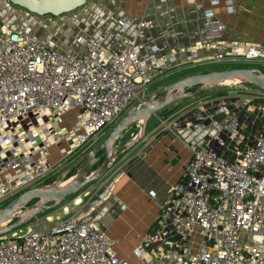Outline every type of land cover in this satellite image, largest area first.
Masks as SVG:
<instances>
[{"label": "built area", "instance_id": "2783aa9c", "mask_svg": "<svg viewBox=\"0 0 264 264\" xmlns=\"http://www.w3.org/2000/svg\"><path fill=\"white\" fill-rule=\"evenodd\" d=\"M217 4L211 0L203 12L204 41L189 49L193 58L225 30L214 16ZM33 16L22 28L0 20V202L104 135L176 62L174 52L141 58L149 27L143 17L117 21L133 33L115 50L78 37L77 49L63 51L24 30ZM213 60L264 62V46L234 41ZM214 112L222 121L202 144L188 147L183 182L169 189L132 249L135 264H264V96L219 94L198 102L192 117L202 122ZM54 146L60 158L52 162ZM118 242L78 215L47 216L0 236V264H132L118 255Z\"/></svg>", "mask_w": 264, "mask_h": 264}, {"label": "crops", "instance_id": "0c3cea01", "mask_svg": "<svg viewBox=\"0 0 264 264\" xmlns=\"http://www.w3.org/2000/svg\"><path fill=\"white\" fill-rule=\"evenodd\" d=\"M210 1L88 0L78 8L80 15L75 19H78L80 28L71 41L74 45L71 50L76 49L73 41L78 37L97 40L103 48L115 50L124 35L133 33V27L125 31L117 21L145 18L149 27L141 39V58L152 60L168 52H174L176 56V62L169 66L163 77L146 90L147 96L182 77L210 70L211 65L218 62L213 60L214 55L228 54L231 42L264 46V0H231L230 13L226 10L228 0H218L213 12L225 24V30L218 41L211 43V47L196 49L193 58L189 49L194 47V43L204 41L203 12L211 7ZM6 9L12 11L7 4ZM15 12L22 24L30 18V14L23 9L18 8ZM31 19L24 29L28 33L29 28L39 20L36 16ZM2 22L11 25L15 21ZM18 23L15 28H22V24ZM187 100L175 101L153 116L152 123L143 126L142 135H135L138 139L130 140V144L136 142L128 146H136L130 159L124 157L114 161L99 181V188L92 193L90 204L75 213L83 223L101 225L104 219L106 227H100L107 236L119 239V247H116L118 255L132 264L139 260L131 251L153 226L169 189L183 182L184 168L190 158L188 147L202 144L212 135L215 123L222 121V115L216 112L210 119L195 121L192 112L198 102L193 98L190 99L192 101ZM151 192L154 196L150 195ZM117 223L124 226L122 229H125L126 237L112 231L113 226L118 228ZM194 248L191 246L190 249Z\"/></svg>", "mask_w": 264, "mask_h": 264}, {"label": "water", "instance_id": "95a60500", "mask_svg": "<svg viewBox=\"0 0 264 264\" xmlns=\"http://www.w3.org/2000/svg\"><path fill=\"white\" fill-rule=\"evenodd\" d=\"M88 0H8L10 5L25 10L30 15L60 16L70 13L87 3ZM239 77L264 92V73L256 68L216 69L187 75L168 85L153 90L149 95L142 94L110 127L102 139L91 149L80 155L61 177L49 187H33L17 195L0 207V236L23 226L37 213L53 209L67 197L79 192L84 186L100 179L108 170L116 150V139L124 129L134 123L146 122L170 104L182 98L199 96L206 87L217 82ZM194 89L193 91H190ZM132 143V142H131ZM81 161L78 172L68 184H64L69 171ZM100 162L94 172L92 165ZM34 201V202H32Z\"/></svg>", "mask_w": 264, "mask_h": 264}, {"label": "rangeland", "instance_id": "374dc122", "mask_svg": "<svg viewBox=\"0 0 264 264\" xmlns=\"http://www.w3.org/2000/svg\"><path fill=\"white\" fill-rule=\"evenodd\" d=\"M6 4L10 5L8 0H0V19L2 21H7V22L15 21V22H11V25L15 27V24H17L20 21L16 17V14H15L16 13L15 11H18V8L14 5H10L9 7L12 11L8 12L6 9ZM78 15H80L79 9H76L70 13L63 14L57 17H54V16L38 17L36 16V18L38 17L39 20H37V23L33 24L29 28V32L30 34H33L42 40L53 42L57 48L63 51H69L74 48V45H72L71 41L80 28V24L77 23L78 19L77 20L75 19ZM18 24H22V23L19 22ZM77 48L78 46L76 45V49ZM231 68H256L264 73V64L260 61H221V62H214L213 65H211V69H231ZM226 92H233L237 96L245 98V99H251V98L260 99L261 97L264 96V92L261 89H259L253 84L245 83L243 81L241 83H237L231 86L210 85L206 87L200 93L201 96H197L198 98L195 97L196 99L195 98L193 99L196 101V103L202 102L207 99L214 98L219 94L226 93ZM190 99L191 98H188L187 101H192ZM152 117L147 119L146 122H143V123L138 122V123L131 124L126 129H124L121 133H119L116 139V144H115L116 150L113 153L114 155L113 159L111 160L109 164L110 168H108L107 172L100 179L89 183L88 185L84 186L81 190H79V192H77L76 194L67 197L65 200L60 202L57 207L37 213L35 216L31 217L23 226L33 223L35 221L42 220L43 218L47 216H52L53 219H55L56 217H58L59 219L67 218L75 214L76 212H79L83 208V206H87L88 204H90L89 199H91L92 193L95 192L97 187L99 186L100 184L99 181L103 179V177L108 173L109 169H111L112 163L114 161L119 160L120 158L124 159V157L125 159H130L131 153H133V150L136 147V146L128 147L129 145H134L136 143L135 142V143L130 144V140H132V137L135 135H142L143 126L146 125V123H152ZM109 129L110 127H107L105 131H103L104 132L103 134L105 135ZM101 135L95 141L87 143L86 145H84V147L80 148V150H78L75 154L71 155L68 159L63 161L59 168L54 169L47 178H45L43 181H41L34 187H37V186L38 187L39 186L49 187L53 185V183H55L61 177V175L67 169L71 167L72 163L80 155H82L83 153L91 149L96 143H98L102 139L104 135L102 136ZM57 149L58 148H56V146L50 149V155H51L50 159L52 162L57 161L60 158V155ZM82 164H83V161H81L78 165L73 167V169L68 172L66 178L72 179L73 176L78 172ZM99 164L100 162H97L96 164L92 165L91 167L92 173L94 172V170L97 169ZM45 182L46 183L49 182V183L44 185ZM20 193L2 200L0 202V207L7 204L9 201L14 199ZM77 200L78 202H76ZM95 210L97 211L98 209H95ZM102 220H101L102 223L100 224L106 227L104 223L105 222L104 219ZM116 227L118 228L116 229L113 226L112 231L116 232L119 236H124L125 229H122L124 226H121L117 223ZM124 237H126V235ZM116 247H119V244H117Z\"/></svg>", "mask_w": 264, "mask_h": 264}, {"label": "bare ground", "instance_id": "6f19581e", "mask_svg": "<svg viewBox=\"0 0 264 264\" xmlns=\"http://www.w3.org/2000/svg\"><path fill=\"white\" fill-rule=\"evenodd\" d=\"M243 81L245 82V80H243V79H241L239 77H233V78H230V79H227V80H223V81L217 82V83H215L213 85H225V84L241 83ZM133 139L137 140L138 138H137V136H133L132 140ZM71 180L72 179L67 180L66 182H64V184H68ZM48 217H51V216H48Z\"/></svg>", "mask_w": 264, "mask_h": 264}, {"label": "trees", "instance_id": "16d2710c", "mask_svg": "<svg viewBox=\"0 0 264 264\" xmlns=\"http://www.w3.org/2000/svg\"><path fill=\"white\" fill-rule=\"evenodd\" d=\"M211 70H216V69H210V70H208V71H211ZM207 72V71H206ZM234 84H237V83H234ZM234 84H225V85H223V86H231V85H234ZM214 86H220V85H214ZM194 89H191L190 91H193ZM217 90V89H216ZM199 96H201V94L199 93ZM49 182H45L44 183V185H46V184H48ZM32 202H34V201H32Z\"/></svg>", "mask_w": 264, "mask_h": 264}]
</instances>
